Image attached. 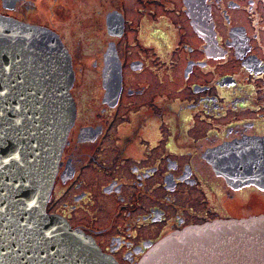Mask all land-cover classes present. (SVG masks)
I'll use <instances>...</instances> for the list:
<instances>
[{
	"label": "flooded vegetation",
	"instance_id": "flooded-vegetation-1",
	"mask_svg": "<svg viewBox=\"0 0 264 264\" xmlns=\"http://www.w3.org/2000/svg\"><path fill=\"white\" fill-rule=\"evenodd\" d=\"M42 1L62 3V18ZM28 11L38 14L26 18ZM0 16L52 32L69 58L74 115L47 212L87 229L121 264H134L169 230L264 213V0H0ZM70 16L92 19L86 37ZM83 46L93 55L85 65L75 51ZM124 50L141 54L126 61ZM175 65L187 90L179 98H157L155 80L138 75L173 74ZM96 67L84 107L88 75L80 72ZM101 200L129 238L134 227L154 233L110 234L104 246L106 224L88 227L64 213L80 203L110 211Z\"/></svg>",
	"mask_w": 264,
	"mask_h": 264
},
{
	"label": "water",
	"instance_id": "water-1",
	"mask_svg": "<svg viewBox=\"0 0 264 264\" xmlns=\"http://www.w3.org/2000/svg\"><path fill=\"white\" fill-rule=\"evenodd\" d=\"M68 60L52 32L0 17V99L13 105H0V189L9 185L16 199L0 209L18 220L7 228L0 219V264H52L49 253L69 264H116L81 230L43 209L74 114ZM20 109L23 128L17 129L12 116ZM36 156L45 167L38 174L45 194H34L35 176L24 173ZM136 264H264V213L173 229L149 244Z\"/></svg>",
	"mask_w": 264,
	"mask_h": 264
},
{
	"label": "rangeland",
	"instance_id": "rangeland-1",
	"mask_svg": "<svg viewBox=\"0 0 264 264\" xmlns=\"http://www.w3.org/2000/svg\"><path fill=\"white\" fill-rule=\"evenodd\" d=\"M23 1V0H22ZM32 2H34L36 5L38 3V0H32ZM42 5L44 6H48L49 9H52V8H55V12L59 13V14H56V18H62L60 17L64 11H62V8H63V4L60 3V4H57L56 7H54V3H51V2H40ZM19 7H22L21 4L18 5ZM93 6V5H91ZM100 6V5H99ZM92 8V7H91ZM40 10L42 11V8H40ZM38 13H35V12H31L30 14V11L26 12L25 15H26V18H30L31 15H36ZM30 16V17H29ZM72 23H73V30L75 33H79V32H83V36L81 35V39L83 37H86V35H84V32L87 33V29H89V26H88V23H90L92 21V19H84L82 18L81 21H77L74 17H71L69 18ZM30 20V19H29ZM26 21V20H25ZM29 22V21H27ZM78 35H74V38H76ZM87 40V39H85ZM86 47L83 46L80 50H77L75 49V51H79L83 54H85V57L84 58H80V63L82 65H85L87 63V61L93 57L92 54H90L87 49H85ZM85 50V51H84ZM123 58L124 60H128V59H132V58H137L139 56V54H141V52L135 50V51H132V52H128L127 50H124L123 52ZM148 57L150 58H156L154 57L153 53H148ZM143 59H148L150 60L149 58L145 57ZM145 65L147 66H152L153 63H150L146 60V63ZM157 65H160L159 63H157ZM225 66L226 68L229 70L232 68V65L230 64V62H227L225 63ZM88 67V66H86ZM157 68H160V67H157L156 66V69ZM170 69H172V72H175L173 74H170V72L167 74L166 73V69L163 68L161 69L159 72H157L156 74H154L153 72L149 73V72H143V73H139L138 75H146L148 76L151 80H155V84H153V87H151L149 89V91H155L156 95H157V98H179L181 97V92L182 91H187L186 90V87L184 86V82L182 81L180 75H179V70L177 71V68H176V65L173 66V67H170ZM97 70L98 68H82L81 69V72H80V75L84 74V73H87L88 77L84 78V84H83V94L85 93L86 95V99L84 101V107L86 106L87 103L90 102V98L88 96V94L85 92V91H88V90H93V86L90 84V78H92V75H97ZM155 76V77H154ZM131 82V81H130ZM134 85H136V82L134 83ZM145 89H148L147 87ZM84 98V96H83ZM82 98V99H83ZM165 101V100H164ZM98 109V108H97ZM22 113V112H21ZM20 113V116L22 115ZM156 117H157V110H156ZM157 122H159V119H157L156 121V124ZM24 126H25V123H24ZM67 178H65V181H66ZM65 184V183H64ZM60 185L61 189L65 190V193L68 194L69 191H71V186H70V183L68 184H65V185ZM70 186V187H69ZM69 187V189H68ZM64 201L68 202V198H63ZM102 203H104L110 211H107L108 209L106 207H94L92 204L90 205H87V206H80L81 203L79 204V206H77L75 209L73 210H68L66 208V210L64 211V213H67L68 215L70 214L71 215V220L73 223H82L86 226H92V227H101L102 223L103 224H106L103 227V230H105V232L98 238L99 242L106 246L107 244V240L109 239V235L111 234H120L122 236V238H124L125 240H134V236H138L139 235V232H144L145 234L148 233H154V231H152V229H145V228H142V230H140L139 232L136 231V228L134 227L133 230L130 229L129 232L131 233L130 234V238L128 237L127 234H125V230H123L121 227L117 226V221H118V215L117 214H114L112 211L114 210V207H111V206H108L106 203L107 201H100ZM263 205H264V202H263ZM46 210V209H45ZM49 210H55V207L54 205L51 206L49 208ZM91 216L93 219H91ZM86 222H90L92 223L93 225H89L87 224ZM109 222V223H108ZM108 223V224H107ZM70 225V224H69ZM70 227L74 228V227H77V228H80L82 229V233L83 231H86V235L88 237V241H90V237H92L89 233H87V229H83L81 226H77V225H70ZM167 233V232H166ZM95 243H97L96 241L97 240H93ZM129 248V247H127ZM135 263L137 260H134ZM118 264H121L120 262L117 261Z\"/></svg>",
	"mask_w": 264,
	"mask_h": 264
},
{
	"label": "bare ground",
	"instance_id": "bare-ground-1",
	"mask_svg": "<svg viewBox=\"0 0 264 264\" xmlns=\"http://www.w3.org/2000/svg\"><path fill=\"white\" fill-rule=\"evenodd\" d=\"M52 54V53H51ZM14 71H16L14 68H13ZM8 74H11V73H8ZM0 105L2 107H10L13 109V105H12V102L10 101H7L5 99H0ZM23 128L22 126L20 127V129ZM26 132H28V130H26ZM38 132H36L34 129L32 130V134H37ZM39 135H36L37 139H42V138H39ZM30 136V135H29ZM36 141H39V140H36L34 139V142ZM51 149H49L50 151ZM54 150V148H53ZM27 151V149H25V152ZM37 155V154H36ZM45 159L42 158V161H44ZM41 161L38 162V157L36 156L35 160H34V166L32 167V169L30 168L29 165H26L25 167V170H24V173L25 175H30V176H35L34 180L32 181L33 185L35 186V189H31V191L34 192V194H40L41 190L42 192L45 194L46 190H43V186L41 185V182H40V175L39 172L42 173V175H44V171H45V167H43L42 165H39ZM44 196V195H42ZM33 199V198H31ZM31 209V208H30ZM32 210V209H31ZM35 211V209H33L32 211L30 212H33ZM26 213V212H25ZM4 222H6V224L10 225L11 223V219H10V216L8 217H4L3 218ZM23 236L26 235V233H22ZM46 259L52 263V264H69L68 262V259L67 258H60L52 253H49L47 256H46Z\"/></svg>",
	"mask_w": 264,
	"mask_h": 264
}]
</instances>
